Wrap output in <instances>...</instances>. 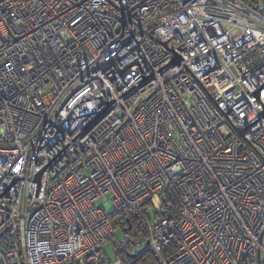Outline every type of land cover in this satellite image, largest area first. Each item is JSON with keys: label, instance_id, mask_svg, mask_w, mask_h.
Here are the masks:
<instances>
[{"label": "built area", "instance_id": "1", "mask_svg": "<svg viewBox=\"0 0 264 264\" xmlns=\"http://www.w3.org/2000/svg\"><path fill=\"white\" fill-rule=\"evenodd\" d=\"M145 246L264 264V0H0V264Z\"/></svg>", "mask_w": 264, "mask_h": 264}, {"label": "trees", "instance_id": "2", "mask_svg": "<svg viewBox=\"0 0 264 264\" xmlns=\"http://www.w3.org/2000/svg\"><path fill=\"white\" fill-rule=\"evenodd\" d=\"M112 220L117 229L122 228L121 223L124 224L123 226H131L134 233V239L140 236H147V226L150 222V217L141 212L125 210L114 214ZM124 254L128 257L130 264H161L158 256L154 254L148 246H145L142 250L136 252L132 249H130V251L125 250Z\"/></svg>", "mask_w": 264, "mask_h": 264}, {"label": "rangeland", "instance_id": "3", "mask_svg": "<svg viewBox=\"0 0 264 264\" xmlns=\"http://www.w3.org/2000/svg\"><path fill=\"white\" fill-rule=\"evenodd\" d=\"M111 198H112V196H111V194H107L106 195V200H107V204H106V210L108 211V212H111L112 211V205H111ZM116 213H119V212H114L113 214H116ZM111 214V213H110ZM112 214V215H113ZM111 215V216H112ZM116 235H117V237L120 239L121 238V230L120 229H118V232L116 233ZM137 238V237H136ZM105 249L107 250V251H109V247H108V245H106V247H105Z\"/></svg>", "mask_w": 264, "mask_h": 264}, {"label": "water", "instance_id": "4", "mask_svg": "<svg viewBox=\"0 0 264 264\" xmlns=\"http://www.w3.org/2000/svg\"><path fill=\"white\" fill-rule=\"evenodd\" d=\"M41 175H42V173H40V174L37 176V181H38V182L40 181Z\"/></svg>", "mask_w": 264, "mask_h": 264}]
</instances>
